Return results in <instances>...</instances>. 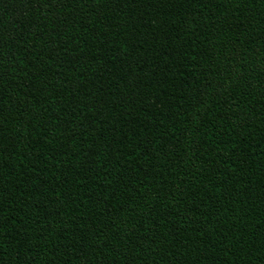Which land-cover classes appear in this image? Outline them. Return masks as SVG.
<instances>
[{"label": "trees", "instance_id": "trees-1", "mask_svg": "<svg viewBox=\"0 0 264 264\" xmlns=\"http://www.w3.org/2000/svg\"><path fill=\"white\" fill-rule=\"evenodd\" d=\"M0 264H264V0H0Z\"/></svg>", "mask_w": 264, "mask_h": 264}]
</instances>
